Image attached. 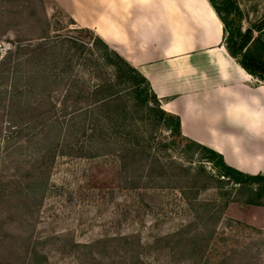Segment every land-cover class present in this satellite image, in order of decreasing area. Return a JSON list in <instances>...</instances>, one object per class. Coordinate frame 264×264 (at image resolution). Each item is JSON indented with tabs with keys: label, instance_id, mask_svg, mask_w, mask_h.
I'll use <instances>...</instances> for the list:
<instances>
[{
	"label": "rangeland",
	"instance_id": "obj_1",
	"mask_svg": "<svg viewBox=\"0 0 264 264\" xmlns=\"http://www.w3.org/2000/svg\"><path fill=\"white\" fill-rule=\"evenodd\" d=\"M229 2L237 7L234 27L264 41V0ZM88 35L53 0H0V72L7 51L20 47L21 70H33L40 93L52 94L34 102L0 91V264H264V228L224 212L251 188L220 179L203 152L174 134L173 121L152 110L149 94L139 93L144 85L138 93L129 88L134 82L116 89L126 117L115 118L120 135L110 155L68 147L100 128L83 115L76 137L67 133V109L93 101L100 82L96 64L84 66L67 43L77 39L93 49L83 57L99 59L105 50ZM47 42L55 46L50 54ZM69 53L72 78L88 99L67 95ZM107 70L102 80L116 68ZM0 83L8 80L0 76ZM53 116L65 122L58 148L43 133Z\"/></svg>",
	"mask_w": 264,
	"mask_h": 264
},
{
	"label": "crops",
	"instance_id": "obj_2",
	"mask_svg": "<svg viewBox=\"0 0 264 264\" xmlns=\"http://www.w3.org/2000/svg\"><path fill=\"white\" fill-rule=\"evenodd\" d=\"M53 1L149 81L184 137L264 174V85L229 54L209 0ZM225 214L264 228V207L231 203Z\"/></svg>",
	"mask_w": 264,
	"mask_h": 264
},
{
	"label": "trees",
	"instance_id": "obj_3",
	"mask_svg": "<svg viewBox=\"0 0 264 264\" xmlns=\"http://www.w3.org/2000/svg\"><path fill=\"white\" fill-rule=\"evenodd\" d=\"M209 2L224 24L225 44L229 54L236 59L250 75L259 81L264 82V41L260 37H255L252 30L242 33V29L240 27H234V23H232L233 19L231 17L232 13L237 10L234 3L229 2V0H220L218 3L216 0H209ZM73 24L76 23L73 21ZM80 30L85 34H89L88 37L93 39L92 47L101 45L105 51L101 54L99 59H93L92 61L90 58L87 59L86 57H83L86 53L93 56V53H91L93 49L91 47L89 48L84 44L79 43L80 41L77 39L67 37V43H69L68 45H70L71 49H74L79 53L78 58L79 60L83 59L84 66L89 65H86L88 62H91V65L96 64V66L93 65V70L96 76L100 78V82L96 86H93L92 97H95L93 101L89 100V102L85 103L84 107L74 105L73 109L70 111L67 109V133H70L73 138L76 137V119L80 116L82 117L83 115H85V123H87L88 119H91L92 116H94V121L99 124L98 126H100V128L98 132L95 133L92 131H85V136H83L82 139H75V142H70L68 147L75 148L81 144L84 148L88 149V152L93 149L98 150L99 156L110 155L113 151V146L117 143V136L120 135L119 131L114 132V130L118 128V125L115 123V118L126 117L125 107L120 105L118 106V102L121 97L120 93H118L116 89L121 84L134 82L135 85L132 83L129 88L132 91L136 90L138 93L140 90L139 86L144 85L146 91H141L139 93L145 92L147 95L149 94L154 105L152 110H155L161 118H167L173 121L174 128L172 131L174 134L187 141V143L195 147L198 151L203 152L205 155L204 159L212 163V165L217 169L218 177H220V179L226 180L230 184L241 189L246 187L251 188L250 197L247 200L242 202L229 201L225 206L224 212L231 203H236L242 206L264 207V203L261 202V199L264 197V174L260 173L252 175L243 173L229 166L220 153L184 137L182 134L180 118L167 113L162 109L161 102L152 91L149 81L118 53L112 50L92 30L85 28H80ZM52 43L53 42L44 43V51L47 54H50V52L55 48V46L51 45ZM13 47L16 46L13 45ZM19 50L20 47H16L15 49L10 48L1 62L2 65L7 64V66L3 72H0V76L7 79L8 84L0 83V91L3 89L6 94L9 95L10 99L30 97L31 99H35L34 102H37L47 94L40 93L39 86L35 84L36 75L33 70L29 72H23L21 70L20 59L16 57V53ZM240 55L242 56V59L239 58ZM74 56L75 55H71V53L67 56V76H70L67 81V95L69 97L77 96V101L85 100L86 98H89L88 95H85L86 93L83 88H77L78 80L72 78L74 75L72 65ZM112 65L116 68L113 77L102 80V76L104 73H107V69ZM46 78H48V76H46ZM51 96V93L47 95V97ZM111 105H114V110H111ZM119 110H121V112H119ZM97 113L104 118L102 125L101 120L95 117ZM44 115L45 113H39L38 118L44 117ZM64 123L65 122H62L56 116L48 118L43 123L44 135L47 137L53 136L51 137V148L53 144V148L59 147V135H61L64 130ZM83 126L85 127L86 124H83ZM128 136L129 135H126L127 138ZM134 155L136 154H133V156ZM235 222L249 227V225L245 223L239 221Z\"/></svg>",
	"mask_w": 264,
	"mask_h": 264
},
{
	"label": "water",
	"instance_id": "obj_4",
	"mask_svg": "<svg viewBox=\"0 0 264 264\" xmlns=\"http://www.w3.org/2000/svg\"><path fill=\"white\" fill-rule=\"evenodd\" d=\"M239 58L242 59V56L240 55Z\"/></svg>",
	"mask_w": 264,
	"mask_h": 264
}]
</instances>
